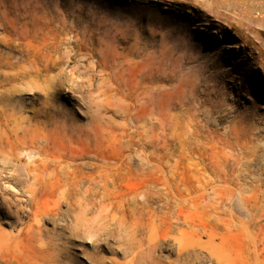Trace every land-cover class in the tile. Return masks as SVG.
I'll list each match as a JSON object with an SVG mask.
<instances>
[{
    "label": "rangeland",
    "instance_id": "1",
    "mask_svg": "<svg viewBox=\"0 0 264 264\" xmlns=\"http://www.w3.org/2000/svg\"><path fill=\"white\" fill-rule=\"evenodd\" d=\"M0 97V264H264V0H0ZM119 163L170 215L151 252L85 191Z\"/></svg>",
    "mask_w": 264,
    "mask_h": 264
},
{
    "label": "bare ground",
    "instance_id": "2",
    "mask_svg": "<svg viewBox=\"0 0 264 264\" xmlns=\"http://www.w3.org/2000/svg\"><path fill=\"white\" fill-rule=\"evenodd\" d=\"M68 52V50H66ZM60 57V56H59ZM62 57V56H61ZM64 57V56H63ZM64 59V58H63ZM66 59V58H65ZM70 59V58H68ZM72 59V58H71ZM70 62V61H69ZM92 65V63H91ZM95 66V65H94ZM93 66V67H94ZM73 68V67H72ZM74 69V68H73ZM72 69V71H74ZM79 69V67H78ZM13 71V70H12ZM77 74V73H76ZM8 75V74H6ZM75 76V75H74ZM10 80V79H9ZM84 82V81H83ZM12 94V91H11ZM1 98V97H0ZM50 110V109H49ZM12 113V112H11ZM14 114V113H13ZM47 138V137H45ZM50 139V138H49ZM48 141V140H47ZM11 144V142H10ZM24 146V145H23ZM22 146V147H23ZM57 148V147H56ZM53 150V149H52ZM156 150V149H155ZM171 150V148H170ZM57 151V150H56ZM149 151V150H148ZM52 152V151H51ZM143 152V151H142ZM147 152V151H146ZM58 153V152H57ZM48 154V153H47ZM59 154V153H58ZM80 154V153H79ZM161 154V153H160ZM84 156V155H83ZM77 157V156H76ZM75 157V159H76ZM67 158V156H66ZM68 159V158H67ZM162 158H160L161 160ZM74 160V159H73ZM90 160V159H89ZM87 160V161H89ZM92 160V159H91ZM159 160V159H158ZM76 161V160H75ZM79 161V160H78ZM36 162V161H35ZM86 162V161H85ZM78 163V162H77ZM82 163V162H81ZM127 163V162H126ZM64 164V163H63ZM88 165V164H87ZM115 165V164H114ZM128 165V164H127ZM18 166V165H17ZM65 167V166H64ZM153 167V166H152ZM20 168V166H19ZM1 169V168H0ZM81 169V168H80ZM102 169V168H101ZM4 170V169H3ZM15 170V169H14ZM73 170V169H72ZM89 170V169H88ZM10 171V170H9ZM35 171V170H34ZM92 171V170H91ZM94 171V170H93ZM96 171V170H95ZM90 173L88 175H84L82 176V180H87L88 184L86 186V190L87 193H94L95 195H98L100 192H102L103 196L100 199H96V201L93 200L91 201L92 205L96 208L95 210L97 212H99L100 214L102 212H107V214L109 216H111V213L113 216H116V218L121 214V219L119 220V225L121 227H132L133 231L132 233L136 236L138 235L139 232H141V230L148 229L150 231V233L148 234V237L146 238L145 236L142 237V239H139L138 241H136L135 247H137V249L140 251L143 248H146L149 252L153 251L154 249V244H152L151 240L153 235L162 232V226H166L167 223H169L168 226H166L163 229V232L170 229L171 225H170V218H169V214L168 211H165L166 213H159L158 215V219L159 222L156 224L154 222L156 215L154 214L153 211V207H151L150 205V201L154 199V197L156 196V194L159 193L158 190H154L153 188V183L150 184L149 182L147 183H143L140 186H138L137 188H131L128 187V190H123L122 186H123V181H125L124 179L126 178V172H125V168L124 166L119 163L115 166H113L111 169H102V170H98L97 173L96 172ZM8 172V170H7ZM21 172V171H20ZM12 173V172H11ZM13 173H18V172H14ZM75 175H77L76 177H79L78 175V171L75 169L73 170V172ZM86 174V173H85ZM3 175V173H2ZM6 175V174H4ZM73 175V174H72ZM146 175V174H145ZM16 176V175H15ZM31 176V170H28V174H27V178H21L18 176V179L21 178L23 183H28L29 178ZM67 179L63 178V176H59L57 177L56 180L54 181H50L49 184L47 183V189L48 187L50 188V193L51 194H57L59 193H65L66 196H69V199L71 198V200L73 199L71 197V195L73 193H76L79 195V191H76L77 186L81 183L82 180L78 181L77 185L75 184V181L71 179V172L67 173ZM220 176V175H219ZM222 176V175H221ZM10 177V176H9ZM39 173L36 175L35 180L28 186V190L30 191V193L33 196V201H34V205L35 208L34 209H27V206H20L19 208L17 207H11L9 204H7V202L5 201L4 203L6 204L7 208L11 214L16 215L18 220H21V217L23 216L22 213H24L27 210H30L34 213V215H36V217H43L44 215H46L48 213L46 205L44 203L43 197L44 195H42V197L39 195V189L40 185H41V181H39ZM74 178V177H73ZM5 179V178H4ZM17 179V180H18ZM163 179V178H162ZM10 180V179H9ZM12 180V179H11ZM16 181V180H15ZM20 181V180H18ZM149 181V180H148ZM6 183V182H5ZM12 183V182H11ZM74 183V184H73ZM11 185V184H10ZM13 185V184H12ZM15 185V184H14ZM82 185V184H81ZM84 185V184H83ZM19 187V186H18ZM81 187V186H80ZM85 188V187H84ZM81 189V188H80ZM82 190V189H81ZM83 191V190H82ZM84 191V192H85ZM166 191V190H165ZM3 192V191H2ZM19 192V191H18ZM21 193V192H20ZM82 193V192H81ZM5 195V194H4ZM3 195V196H4ZM17 195V194H16ZM82 195V194H81ZM94 195V196H95ZM6 196V195H5ZM101 196V195H100ZM139 196H142L143 200H141V198H139ZM167 196V194H166ZM13 197V196H12ZM18 197V195H17ZM21 197V196H20ZM23 197V196H22ZM76 198V197H75ZM97 198V197H96ZM107 198H110L109 202H105V200ZM244 198V197H243ZM241 199V201H244V199ZM25 199V198H24ZM239 199V198H238ZM3 200H6L3 198ZM80 201V200H79ZM107 201V200H106ZM230 201V200H228ZM11 202V201H10ZM74 203H76V199L73 200ZM2 203V204H4ZM12 203V202H11ZM72 203V202H71ZM90 203V204H91ZM225 203V202H224ZM23 205V204H22ZM157 205V204H156ZM2 206V205H1ZM16 206V205H15ZM75 206V204H74ZM81 206V205H80ZM163 206V205H162ZM76 207H78L76 205ZM84 207V206H83ZM93 207V209H94ZM75 208V207H74ZM242 208H243V204H242ZM159 209V208H158ZM168 209V208H166ZM174 209V208H173ZM72 210V209H71ZM129 213V215L131 216V220L130 221H126L125 220V213ZM172 212V211H171ZM156 213V211H155ZM158 213V212H157ZM91 214V213H89ZM173 214V213H172ZM244 215V213H242ZM56 215V214H55ZM68 215V214H67ZM77 215L79 216V218H81V215L79 214V212L77 213ZM246 215V214H245ZM244 215V216H245ZM57 216V215H56ZM72 216V215H71ZM72 218V217H71ZM70 218V219H71ZM76 218V216H75ZM74 218V222L77 223L78 220H75ZM14 220V219H13ZM59 221V220H58ZM66 221V220H65ZM170 221V222H169ZM173 221V220H172ZM19 222V221H18ZM60 222H62L60 220ZM67 222V221H66ZM22 223V220H21ZM65 223V222H64ZM198 223V222H197ZM102 224V223H101ZM173 224V223H172ZM206 224V223H205ZM114 225V224H113ZM186 226V225H185ZM110 227V226H109ZM221 227V226H220ZM32 228V227H31ZM61 230V229H60ZM110 230V229H109ZM112 230V229H111ZM128 230V229H127ZM209 232V231H208ZM129 234V232H128ZM182 237H181V242L183 244V241L186 240V234L184 231H181ZM164 235V234H163ZM212 236V234H210ZM101 236V235H100ZM99 236V237H100ZM102 237V236H101ZM115 237V236H114ZM141 237V236H140ZM213 237V236H212ZM211 237V238H212ZM104 238V237H103ZM121 239V238H119ZM130 240V239H129ZM122 241V240H121ZM145 241H147L148 243L146 244L145 247H143V245H145ZM134 242V241H133ZM99 251V249H98ZM214 255L218 260V263L220 261H225L227 260V264H230L229 262V258L222 253L221 251L217 253L212 254ZM184 256V255H183ZM203 257V256H202ZM142 258V257H141ZM140 259V258H139ZM145 260V259H144ZM99 263V262H98ZM213 263V262H212ZM145 264V263H144ZM184 264V263H183ZM211 264V263H210Z\"/></svg>",
    "mask_w": 264,
    "mask_h": 264
}]
</instances>
